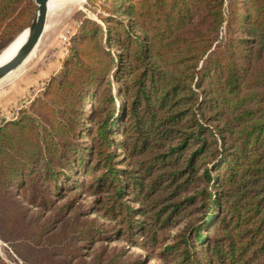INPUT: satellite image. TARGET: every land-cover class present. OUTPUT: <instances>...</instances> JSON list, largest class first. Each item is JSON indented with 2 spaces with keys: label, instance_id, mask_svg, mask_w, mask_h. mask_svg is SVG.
Segmentation results:
<instances>
[{
  "label": "trees",
  "instance_id": "trees-1",
  "mask_svg": "<svg viewBox=\"0 0 264 264\" xmlns=\"http://www.w3.org/2000/svg\"><path fill=\"white\" fill-rule=\"evenodd\" d=\"M35 10L0 0V44ZM79 33L0 126V240L23 264H144L186 219L164 264H264V0H120Z\"/></svg>",
  "mask_w": 264,
  "mask_h": 264
},
{
  "label": "rangeland",
  "instance_id": "rangeland-1",
  "mask_svg": "<svg viewBox=\"0 0 264 264\" xmlns=\"http://www.w3.org/2000/svg\"><path fill=\"white\" fill-rule=\"evenodd\" d=\"M235 2L245 4L246 0H225L226 9L230 10ZM83 3L76 6H65L66 9L63 7L55 13L49 14L45 31L32 57L17 71L0 81V126L17 120L21 110L30 106V103L45 89L51 78L62 70L64 61L69 57L84 21L93 20L106 28V21L114 17V10L119 6L120 0H85ZM28 29L29 26L10 41L0 44V54ZM92 201L93 197H84L86 204H90ZM101 221L106 225H116L104 219ZM184 222L186 219L182 223ZM182 223L173 222L171 226L159 231L161 242L154 249L155 257L150 260L146 259L144 264L165 263L160 258V253L167 244L173 242L172 236L181 230ZM167 237L169 239L164 241ZM102 246L109 250L125 247L128 250L126 257L131 256L138 260H144L148 256V252L152 250L150 247L142 250L134 248L125 241L103 242L99 243L97 248ZM0 256L7 264H23L9 245L2 240H0Z\"/></svg>",
  "mask_w": 264,
  "mask_h": 264
},
{
  "label": "water",
  "instance_id": "water-1",
  "mask_svg": "<svg viewBox=\"0 0 264 264\" xmlns=\"http://www.w3.org/2000/svg\"><path fill=\"white\" fill-rule=\"evenodd\" d=\"M32 1L37 6V10L27 30V39L11 60L0 65V81L8 77L14 71H17L24 64L27 58L34 52L43 36L49 14L50 0Z\"/></svg>",
  "mask_w": 264,
  "mask_h": 264
},
{
  "label": "bare ground",
  "instance_id": "bare-ground-1",
  "mask_svg": "<svg viewBox=\"0 0 264 264\" xmlns=\"http://www.w3.org/2000/svg\"><path fill=\"white\" fill-rule=\"evenodd\" d=\"M84 1L85 0H50V2H49V14L55 13L56 11H58L59 9H61L63 7L66 9L65 6H74V5L76 6L78 4L83 3ZM46 25H47V23H46ZM27 36H28V31H25L20 36H18L12 43H10V45L0 54V65L8 62L9 60H11L15 56V54L18 52L20 47L26 41ZM32 54L27 58V60L24 62V64L32 57ZM13 79H15V78H13Z\"/></svg>",
  "mask_w": 264,
  "mask_h": 264
}]
</instances>
